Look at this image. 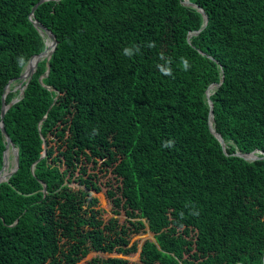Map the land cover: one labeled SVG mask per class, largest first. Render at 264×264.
<instances>
[{
	"label": "trees",
	"instance_id": "1",
	"mask_svg": "<svg viewBox=\"0 0 264 264\" xmlns=\"http://www.w3.org/2000/svg\"><path fill=\"white\" fill-rule=\"evenodd\" d=\"M39 1L0 0V121L6 85L47 48L31 18ZM190 1L209 18L191 37L204 15L183 0L36 8L58 44L43 81L46 59L22 96L12 83L6 95L7 104L20 97L4 117L20 161L0 183V264L129 254L138 250L131 233L146 226L155 240H144L133 264H264V158L236 154H264V0ZM134 45L138 54H122ZM161 53L173 76L158 70ZM208 88L225 148L209 125ZM5 148L0 127V169ZM111 173L120 182H106L107 195L129 225L97 207L100 177ZM87 264L128 260L96 255Z\"/></svg>",
	"mask_w": 264,
	"mask_h": 264
},
{
	"label": "water",
	"instance_id": "2",
	"mask_svg": "<svg viewBox=\"0 0 264 264\" xmlns=\"http://www.w3.org/2000/svg\"><path fill=\"white\" fill-rule=\"evenodd\" d=\"M44 1L46 0H40L38 3H36L33 8H32V11H31V18L33 19L34 21V24L38 27L39 31L42 33V35L44 36V34L46 33L50 38H51V48L49 49V51L46 53V49L44 48L43 51H41L40 53L38 54H35L33 55L28 63L26 64L25 68L27 67V65L30 63V61L33 59V58H36L35 62L33 63V65L31 66L28 74H27V78L24 79L26 82L24 84V87L22 89H20V95L22 96L23 93H24V88L27 86L28 82L30 81L32 75L34 74V72L36 71L38 65H39V62L43 59H46V63H47V69L46 71L40 76V81H43V77L47 76L50 72V69H51V63H50V58L54 52V50L56 49V46L58 44V40H57V37L55 35V33L50 29V28H47L45 25H43L41 22H39L37 19H34V12L36 10V8L41 4L43 3ZM183 2L187 5H191L193 7H196L199 11L202 12V14L204 15V23H203V26L199 29V30H195V31H192L189 33V37H191L192 35L194 34H198L203 27L206 26V24L208 23V15L206 13V11L198 4L190 1V0H183ZM24 68V70H25ZM23 76H24V71L16 78H13L9 81V83L6 85L5 87V94L3 96V107H2V113H1V121H0V127H1V130H2V133L4 134L5 136V139H6V148H5V151H4V164L2 166V168L0 169V171L2 169L5 168L6 164H7V159H8V152L10 149H12L13 151V154H14V161H15V165L14 167L12 168L11 172L9 173L8 177L7 178H2L0 179V183L2 181H5V180H9L10 176L18 169L19 167V161H20V156H19V148L16 146V144L14 143L12 137L10 136V134L7 132L6 130V127H5V123H4V117H5V114L7 112V109L11 106V104H13L14 102H16L17 100L20 99V97H17L15 98L13 101H11L10 103H6V95L7 93L9 92V87H10V84L18 79V78H21L23 79ZM216 86L220 85L221 82L219 83H214ZM213 85V84H211ZM210 85V86H211ZM209 86V88H210ZM50 87V86H48ZM51 88V87H50ZM209 88L207 89V97H208V100H209V104L211 106V112H210V121H209V125H210V128L212 130V132L219 138V140L221 141L223 147L225 148L226 147V142L223 138V136L221 135L220 132H218L214 126V111H213V101L211 99V94L212 92L209 90ZM16 90V88H14ZM55 101V100H54ZM261 153H264L263 151H259ZM45 151L43 152L42 156L43 157L45 155ZM237 155H240L244 158H246L247 160H255V159H258V158H261L263 157L264 158V154L263 156L259 155L258 154V151L255 150V151H252V152H249V153H244V152H241V151H237L236 152ZM47 186L46 184L44 183V192L47 193ZM153 239L155 240V237L153 236Z\"/></svg>",
	"mask_w": 264,
	"mask_h": 264
},
{
	"label": "rangeland",
	"instance_id": "3",
	"mask_svg": "<svg viewBox=\"0 0 264 264\" xmlns=\"http://www.w3.org/2000/svg\"><path fill=\"white\" fill-rule=\"evenodd\" d=\"M25 80L24 79H18V80H14L12 82V85L15 86L16 89H22L24 87L23 82ZM11 88V86L9 87V89ZM11 153H10V160L8 161V166H10V168L12 169L14 167V154L12 149H10ZM111 181L112 183H114V185L116 186L117 184H119V178L117 176V174L115 173H111L109 175H104L100 177L99 183L102 185V190L98 191V192H94V194L98 197V203H97V207L99 209H101L102 211V216L107 220L109 219V217H111L112 215H116L121 223H128V225L130 224L129 222V216L126 214L125 209L121 208L120 209V213L119 214H115L113 212L114 207L112 204V201L110 200V198L107 195V184L106 182ZM74 184V183H72ZM134 220H137L138 217L132 218ZM153 232H151L148 228V226L145 227V229H143L140 232H134L131 233L130 235V245H133L134 243L137 244L138 246V250L129 253V254H123L121 252L118 251H114L111 253H103V252H97V251H92L90 252L86 257H84L82 260H80L77 264H87L88 260L91 259L93 256L99 255V256H103V257H108V256H120V257H124L128 260V264H133L134 262L140 261V251H141V246L142 243L144 242L145 239L147 238H151L153 239Z\"/></svg>",
	"mask_w": 264,
	"mask_h": 264
},
{
	"label": "clouds",
	"instance_id": "4",
	"mask_svg": "<svg viewBox=\"0 0 264 264\" xmlns=\"http://www.w3.org/2000/svg\"><path fill=\"white\" fill-rule=\"evenodd\" d=\"M147 47H155V42H150L147 44ZM141 51L140 46L134 45V46H126L122 49V54L126 57L131 58L132 56L138 54ZM160 59L165 61V64H158L157 68L158 70L165 76H173V71L171 68V59L166 58L163 53L160 54ZM180 64L182 66V70L187 72L190 71L192 65L188 58L181 57L180 58ZM164 147L169 148L174 146V141L168 140L164 142Z\"/></svg>",
	"mask_w": 264,
	"mask_h": 264
},
{
	"label": "bare ground",
	"instance_id": "5",
	"mask_svg": "<svg viewBox=\"0 0 264 264\" xmlns=\"http://www.w3.org/2000/svg\"><path fill=\"white\" fill-rule=\"evenodd\" d=\"M44 36H45V43H46V46H47V48H45L46 49V53L49 51V49L51 48V38L45 33L44 34ZM35 60H36V58H33L31 61H30V63L27 65V67L25 68V70H24V76H23V79H26L27 78V74H28V72H29V70H30V68H31V66L33 65V63L35 62ZM213 88H215V87H213ZM213 90H211V92H212ZM10 153H11V151L9 150V152H8V154H7V156H8V159H7V164H6V166H5V168L4 169H2L1 171H0V179H2V178H7L8 177V175H9V173L11 172V168H10V166H8V161L10 160Z\"/></svg>",
	"mask_w": 264,
	"mask_h": 264
}]
</instances>
